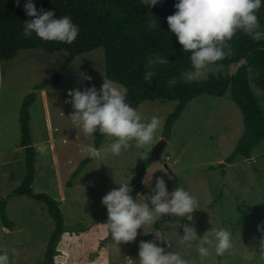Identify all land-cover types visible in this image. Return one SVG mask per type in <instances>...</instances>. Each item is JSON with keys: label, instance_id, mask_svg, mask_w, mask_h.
<instances>
[{"label": "rangeland", "instance_id": "1", "mask_svg": "<svg viewBox=\"0 0 264 264\" xmlns=\"http://www.w3.org/2000/svg\"><path fill=\"white\" fill-rule=\"evenodd\" d=\"M67 57L66 51L50 54L29 49L21 50L10 61H0V200H7L12 222L8 228L0 216V252L8 253L10 264H45L56 226L44 202L15 192L26 174L24 148L20 146V109L33 92L37 97L30 107L31 134L36 153L42 151L36 156L37 178L33 189L54 197L65 218V231L57 242L54 264H135L141 240L154 241L165 251L179 252L188 264H255L262 235L258 225L264 228V142L252 152L251 158L227 165L224 173L211 169L224 162L242 135L243 115L230 94L202 95L191 101L174 124L160 159H154L152 152L165 138L163 128L168 110L157 103H129L146 120L153 115L159 117L161 124L153 141L141 149L129 141V148L117 156L104 153L112 139L105 135L98 157L72 179V172L86 158L82 146L94 145L96 135L94 132L85 137L73 127L69 115L74 109L66 102L70 99L68 90H83L92 85L100 88L105 75L104 48L77 56L60 73L57 84L43 89L47 93L43 96V90H37L36 85L57 74ZM150 66H154V61ZM236 69L212 64L202 78L192 81L205 80L210 73L233 75ZM189 72L183 74L186 80ZM80 73L91 80H82ZM250 78L264 110V90L257 82L256 69L251 68ZM119 86L126 91L123 85ZM47 113L56 134L49 138ZM142 163H147L144 178L151 176L152 186L156 177H162L168 191L181 186L194 194L199 208L192 212L193 221L164 214L159 221L144 226L147 233L138 229L133 241L117 243L105 224L107 210L101 198L110 189L119 187L115 181L131 182ZM68 181L72 186H68ZM143 190L146 193H139L140 201L146 202L151 188L143 182ZM210 219L217 227L232 232L233 247L223 257L210 251L208 257L201 258L195 242L191 247L179 243V234L183 235L179 221L180 225L192 224L201 235L213 227ZM154 232L166 241L157 239Z\"/></svg>", "mask_w": 264, "mask_h": 264}, {"label": "trees", "instance_id": "2", "mask_svg": "<svg viewBox=\"0 0 264 264\" xmlns=\"http://www.w3.org/2000/svg\"><path fill=\"white\" fill-rule=\"evenodd\" d=\"M26 0H0V61L14 59L21 50L37 49L53 54L66 51L67 59L52 78L36 85L37 90L57 84L64 70L79 55L91 52L99 47L104 48L105 76L123 85L129 103H157L168 110L165 116L163 136L170 139L174 124L187 108L189 103L202 95L223 97L227 93L243 115V131L235 148L217 166L221 169L239 159H249L252 152L264 142V110L261 107L251 85V68L258 71L257 82L264 90V40L253 41L250 37L237 32L232 41V54L214 64L237 67L233 75L210 73L201 81H189L183 74L192 71L188 58L190 53L183 51L175 33H169L166 17L173 14L177 0H160L148 9L139 0H34L39 11L54 10L55 17L69 15L79 26V34L71 44L59 41H45L32 34L25 37L22 32L25 20L32 19L24 10ZM264 25V6L257 13ZM157 20L155 28L148 27L149 20ZM154 61V66H150ZM37 93L26 97L20 109V146L24 148L26 174L15 190L19 195L44 202L55 220V229L46 252V263L54 264L56 246L65 231V218L59 202L47 193H37L33 189L36 176V148L33 146L30 127V107ZM94 146L102 145L105 135L95 132ZM85 158L75 169L71 178L92 161ZM147 163L136 168L132 178L131 195L145 194L143 180L147 172ZM68 186L72 182L68 181ZM0 216L5 226L11 227L7 213V200H0ZM149 236H147L148 238Z\"/></svg>", "mask_w": 264, "mask_h": 264}, {"label": "clouds", "instance_id": "3", "mask_svg": "<svg viewBox=\"0 0 264 264\" xmlns=\"http://www.w3.org/2000/svg\"><path fill=\"white\" fill-rule=\"evenodd\" d=\"M160 0H139V3L151 9ZM17 5L20 0H16ZM264 6V0H177L176 11L166 17L169 33H175L178 42L183 46L192 71L187 79L202 78L209 65L232 54L231 41L237 32L250 37L253 41L264 40V25L258 19L257 13ZM26 14L32 19L25 20L22 32L25 37L33 33L45 41H59L71 44L79 34V26L69 15L55 17L54 10H37L34 0H26L23 5ZM148 27L155 28L157 20H149ZM82 80H91L85 73L79 74ZM68 101L74 111L69 115L75 127L85 137L97 130L108 137L111 143L104 148V153L119 155L129 148V141H134L138 149L150 144L160 127L161 121L153 115L144 119L142 115L129 105L126 92L118 82L104 75L103 83L97 89L95 85L81 90H68ZM81 151L87 158H97L99 150L93 144H85ZM151 176L142 181L151 188V195L146 202L131 195L130 182H116L118 188L110 189L101 198L106 206L107 221L105 222L113 241H133L138 229L145 231V225L159 221L164 214L174 215L193 221L192 212L198 209L197 197L181 186L168 191L162 177H156L152 186ZM213 225L203 234L198 235L192 224L185 223L183 235L179 234V243L191 247L195 242L196 252L201 258L209 256L210 251L218 257H223L234 244L232 232L225 227ZM177 225V226H178ZM262 232L257 247L258 255L255 264H264V228L258 225ZM157 239L164 240L156 232ZM166 241V240H164ZM0 264H10L8 253L0 252ZM135 264H188V260L179 252L165 251L154 241L141 240L138 245V257Z\"/></svg>", "mask_w": 264, "mask_h": 264}, {"label": "water", "instance_id": "4", "mask_svg": "<svg viewBox=\"0 0 264 264\" xmlns=\"http://www.w3.org/2000/svg\"><path fill=\"white\" fill-rule=\"evenodd\" d=\"M167 144H168V140L166 138H163L160 142H158L156 146L153 148L152 157L154 159H160Z\"/></svg>", "mask_w": 264, "mask_h": 264}, {"label": "crops", "instance_id": "5", "mask_svg": "<svg viewBox=\"0 0 264 264\" xmlns=\"http://www.w3.org/2000/svg\"><path fill=\"white\" fill-rule=\"evenodd\" d=\"M125 89V88H124ZM47 93L45 92V90H43V93H42V95L43 96H45ZM46 128H47V138H49V135H56L55 133H54V131H53V128H52V126H51V121H50V118H49V114L47 113V120H46ZM23 148V147H22ZM42 153V151L40 150L39 151V154H37V156H39L40 154ZM38 176V175H37ZM36 176H35V180H34V183H33V186H34V184H35V182H36Z\"/></svg>", "mask_w": 264, "mask_h": 264}]
</instances>
